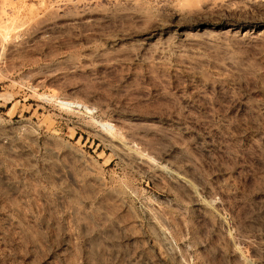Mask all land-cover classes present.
Listing matches in <instances>:
<instances>
[{"label":"rangeland","instance_id":"1","mask_svg":"<svg viewBox=\"0 0 264 264\" xmlns=\"http://www.w3.org/2000/svg\"><path fill=\"white\" fill-rule=\"evenodd\" d=\"M0 264H264V0H0Z\"/></svg>","mask_w":264,"mask_h":264},{"label":"bare ground","instance_id":"2","mask_svg":"<svg viewBox=\"0 0 264 264\" xmlns=\"http://www.w3.org/2000/svg\"><path fill=\"white\" fill-rule=\"evenodd\" d=\"M3 10V9H2ZM4 13V12H3ZM8 18V17H7ZM8 23V22H7ZM1 25H3V24H1ZM8 28V27H7ZM4 35V34H3ZM13 35V34H12ZM3 37V36H2ZM73 103H63V105H65V106H69V105H72ZM86 108V107H85Z\"/></svg>","mask_w":264,"mask_h":264}]
</instances>
